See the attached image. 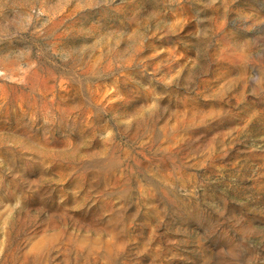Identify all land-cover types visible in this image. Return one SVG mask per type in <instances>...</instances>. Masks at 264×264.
Segmentation results:
<instances>
[{
    "label": "rangeland",
    "instance_id": "374dc122",
    "mask_svg": "<svg viewBox=\"0 0 264 264\" xmlns=\"http://www.w3.org/2000/svg\"><path fill=\"white\" fill-rule=\"evenodd\" d=\"M0 264H264V0H0Z\"/></svg>",
    "mask_w": 264,
    "mask_h": 264
}]
</instances>
